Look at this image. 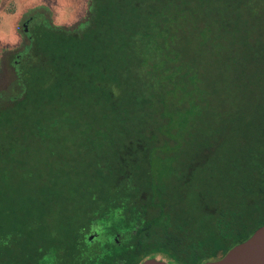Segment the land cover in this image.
<instances>
[{
    "label": "trees",
    "instance_id": "1",
    "mask_svg": "<svg viewBox=\"0 0 264 264\" xmlns=\"http://www.w3.org/2000/svg\"><path fill=\"white\" fill-rule=\"evenodd\" d=\"M25 21L0 90V264H201L264 224V0Z\"/></svg>",
    "mask_w": 264,
    "mask_h": 264
},
{
    "label": "rangeland",
    "instance_id": "2",
    "mask_svg": "<svg viewBox=\"0 0 264 264\" xmlns=\"http://www.w3.org/2000/svg\"><path fill=\"white\" fill-rule=\"evenodd\" d=\"M43 7L51 10L55 24L70 25L85 15L87 0H0V90L7 87L5 97L13 95L14 91L10 85L15 82V73L10 66L13 57L11 49L22 41L20 30L25 15L31 8L41 11ZM207 58H212V55ZM38 171L39 167H35L32 178L38 177ZM11 264L22 263H19V257L16 256Z\"/></svg>",
    "mask_w": 264,
    "mask_h": 264
},
{
    "label": "water",
    "instance_id": "3",
    "mask_svg": "<svg viewBox=\"0 0 264 264\" xmlns=\"http://www.w3.org/2000/svg\"><path fill=\"white\" fill-rule=\"evenodd\" d=\"M28 32V21L23 23ZM141 264H171L157 258L145 259ZM201 264H264V224L245 241L233 246L221 258Z\"/></svg>",
    "mask_w": 264,
    "mask_h": 264
}]
</instances>
